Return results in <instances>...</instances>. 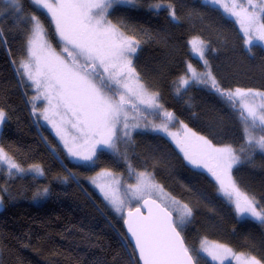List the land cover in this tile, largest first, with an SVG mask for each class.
<instances>
[{
	"label": "trees",
	"instance_id": "trees-1",
	"mask_svg": "<svg viewBox=\"0 0 264 264\" xmlns=\"http://www.w3.org/2000/svg\"><path fill=\"white\" fill-rule=\"evenodd\" d=\"M154 3L171 4L178 19H171L167 7L151 9ZM21 4L24 14L40 18L57 45L49 17L31 0H21ZM109 17L141 41L134 67L145 85L159 93L167 111L216 146L239 148L245 144L238 112L210 85L191 84L179 95L175 87L188 64L204 69L189 44L192 37L201 36L207 45L206 59L222 88L264 91L261 45L247 48L237 23L203 0H138L136 6H114ZM26 38L12 34V29L5 40L0 38V109L6 112L0 147L21 167L39 165L44 174L21 175L8 189L10 179L0 165L4 202L0 264H139L123 220H114L102 197L77 177L103 169L127 174L128 163L135 170L152 172L173 197L192 209V218L182 232L187 245L199 248L208 239L235 252L250 253L264 264V223L240 219L218 193L215 178L206 169L189 164L167 135L135 132L131 142L119 146L127 160L103 149L93 166L72 161L67 149L32 111V96L37 91L16 68L27 55ZM174 125L181 127L178 122ZM238 154L244 162L233 167L232 175L259 207L264 206V152L256 150L250 160L245 159L247 153ZM38 196L43 198L41 202L35 201ZM197 264L205 261L197 258Z\"/></svg>",
	"mask_w": 264,
	"mask_h": 264
},
{
	"label": "snow or ice",
	"instance_id": "snow-or-ice-1",
	"mask_svg": "<svg viewBox=\"0 0 264 264\" xmlns=\"http://www.w3.org/2000/svg\"><path fill=\"white\" fill-rule=\"evenodd\" d=\"M5 2L13 11L22 14L21 0ZM31 2L38 11L50 17L61 42V51L67 58L49 43L47 29L40 18L30 15L27 58L19 61L18 71L22 69L21 75L26 76L40 93L33 100L46 102L41 115L56 129L69 156L92 161L98 148H106L124 155L127 160L119 146L122 141L125 144L131 142V132L142 126L135 116L130 118V112L143 113L144 109H150L149 115L162 116L163 119L159 124L145 123L143 127L168 134L189 164L206 169L218 183V192L233 205L239 217H251L264 223V206L258 210L255 197L243 191L232 175L233 167L244 162L238 153H247L245 159L250 160L256 150L264 152V91L222 88L205 58V42L199 37L189 41L193 56L202 61L205 70L199 72L188 64L186 74L176 82V94L179 95L190 83L210 85L241 119L245 144L239 148L231 144L216 146L167 111L159 102V93L151 91L133 67L132 61L141 41L126 34V26L113 23L109 12L114 5H135L137 0ZM210 3L217 5L239 25L246 47L264 46V0H210ZM152 7L165 6L155 4ZM167 8L171 19L177 20L172 5ZM5 119L6 113L0 109V124ZM176 122L181 124V133L169 131V126ZM0 165L7 166L9 175L13 174V169L18 174H44L39 165L28 169L21 167L2 147ZM128 167L135 177L134 184H121L120 178L108 170L99 173L103 183H97L96 179L92 183L116 213L126 211L124 223L134 239L142 264H197V258L207 264L206 257L212 262L219 261V264H224L226 259L235 261V264H262L250 253H236L223 244L202 240L199 248L187 245L182 232L192 218V209L164 193L152 172H136L130 163ZM43 191L47 194L48 190ZM156 193L163 195L153 199ZM134 200L140 202L139 206H133ZM141 208L147 209V215Z\"/></svg>",
	"mask_w": 264,
	"mask_h": 264
},
{
	"label": "rangeland",
	"instance_id": "rangeland-1",
	"mask_svg": "<svg viewBox=\"0 0 264 264\" xmlns=\"http://www.w3.org/2000/svg\"><path fill=\"white\" fill-rule=\"evenodd\" d=\"M205 3H208L218 9H220L217 5H214L212 3H210V0H203ZM138 4V0L135 4V6ZM155 4H162L164 5L165 7H167V5L169 4H166V3H154L152 5H155ZM117 5H124V6H134L132 4H128V3H119ZM152 5L150 6L151 9H154V10H159V9H163L165 7H161L159 9H155L152 7ZM116 6V5H114ZM114 8V7H113ZM112 10V9H111ZM110 10V11H111ZM221 10V9H220ZM222 11V10H221ZM223 12V11H222ZM0 13H3L4 15H0V29L3 30V35L0 36V38H2L3 40H5L7 38V35L9 34L10 30L12 29V34H16V33H19V34H24L25 37L28 38V35H30V28H31V24L29 23V20H28V17L30 16H27L26 14L23 13L22 11V14L21 13H16L15 11L12 10V6L11 5H7L5 0H0ZM110 13V12H109ZM224 13V12H223ZM225 14V13H224ZM226 15V14H225ZM228 16V15H226ZM229 18L233 19L231 16H228ZM110 18V17H109ZM50 19V17H49ZM234 20V19H233ZM51 21V19H50ZM43 23V22H42ZM52 23V22H51ZM115 23V22H113ZM44 24V23H43ZM238 25V24H237ZM45 26V25H44ZM52 26H53V29H54V25L52 23ZM125 26V25H124ZM239 27V25H238ZM46 28V27H45ZM126 28V27H125ZM127 29V28H126ZM126 32V31H125ZM54 33H55V29H54ZM242 33V32H241ZM127 34V33H126ZM56 35V33H55ZM129 35V34H128ZM131 35V34H130ZM134 35V34H133ZM194 37H199L201 40L204 41V39L201 37V36H194ZM192 37L191 40L194 38ZM26 38V39H27ZM56 38H57V45L53 43V41L50 39L49 37V33H48V30H47V39L49 41V43L52 45V47L56 50V52L60 53L61 55H64L66 58H67V55L65 53H63L61 51V42L58 40V37L56 35ZM136 38V37H135ZM137 39V38H136ZM205 42V41H204ZM206 44V43H205ZM260 45V44H259ZM264 48V46H262ZM248 48V47H247ZM207 50V48H206ZM206 50H205V58H206ZM137 53V52H136ZM136 55V54H135ZM135 57V56H134ZM27 58V55L25 57V59ZM134 63V58H133V61H132V64ZM16 68L19 69V63L17 62L16 63ZM133 67H134V64H133ZM135 68V67H134ZM195 68V67H194ZM197 71L199 72H203L205 69L203 70H198L197 68H195ZM20 71V74L21 72L23 71L22 69L19 70ZM213 74V72H212ZM185 75V74H184ZM183 75V76H184ZM214 76V74H213ZM23 79L32 84L31 81H29L27 79L26 76H22ZM179 80V79H178ZM178 82V81H177ZM191 84H195V83H190L189 85ZM33 85V84H32ZM30 86L32 87V89H34V85L33 86ZM188 85V86H189ZM176 87H177V84H176ZM176 87H175V91H176ZM188 88V87H187ZM187 88H184L182 89V91L180 92V94L186 90ZM36 89V88H35ZM256 90V89H254ZM37 91V90H36ZM258 91H261V90H258ZM263 91V90H262ZM40 95V93H38L37 91V94L32 96V101H33V104H35V112L33 111V104H32V111L35 115V117L37 118V120L39 122H41L43 125H45L46 127H48L52 132L53 134L56 136L57 140L60 142V144L62 146H64V143L63 141L60 139V136L57 135V131L56 129L52 126V124H50L48 121H45L41 115L42 111L44 110V108L46 107V102L43 100V99H37V100H33V97H36ZM31 100V99H30ZM43 101V102H41ZM31 102V101H30ZM160 102V101H159ZM40 104V105H39ZM142 107V106H141ZM151 110L150 109H144L143 110V113H136V112H130V118L132 116H135L136 117V121L139 122L142 126L140 128H137L135 130H133L131 132V137L132 135L135 133V132H138V131H143V132H152V133H158V134H162V135H167L169 138H171L168 134L164 133V132H159V131H154L152 130L151 127H148V128H145L143 127V125L145 123H155V124H159L161 122V120L163 119L162 116H155V115H149L148 113H150ZM6 113V112H5ZM6 120V119H5ZM5 122V121H4ZM130 122H131V119H130ZM4 124V123H3ZM3 124H0V131H1V128L3 126ZM175 124V123H174ZM170 125L169 126V131L170 132H176V133H181L182 132V129L181 127L178 125ZM172 139V138H171ZM173 140V139H172ZM122 144H125L123 141H122ZM65 147V146H64ZM66 148V147H65ZM128 148V147H126ZM67 149V148H66ZM106 148H104L105 150ZM103 150L101 148H98L97 151H96V155L93 157V160L92 161H85V160H82V159H79V158H75V157H71L70 159L72 161H77L79 162L82 166L84 167H90V166H93L94 165V162L95 160L97 159V156H98V153ZM106 150H109V149H106ZM111 152H113L112 150H109ZM129 164V163H128ZM2 167H4L6 170H7V166L6 165H1ZM25 169H28V168H25ZM105 170H108L110 172H112L114 175L118 176L121 180V184H134L136 181H135V177L134 175H132V170L128 167V173L127 174H124V173H117V172H114L113 170H110V169H103L101 171H98V172H95V173H91V174H88V175H77V177L79 178H82L92 189H94L101 197L102 199L104 200L110 214L114 217V220H119V219H122L124 220V213L123 214H118L114 211V209L108 204V202L104 199L103 197V194L100 192V190L96 187L95 184L92 183V180L93 179H96L97 183H103V178L99 176V173L105 171ZM13 174L12 175H9V172L7 171V174H8V178L10 179L9 180V184H8V189L9 187H11L12 185V182H14L15 180L18 179V177H21V175H26V174H33V175H36L38 177H41L42 175H38L34 172H25V173H21V174H18L16 173L15 169L12 170ZM136 172H141L140 170H136ZM156 180V183H158L159 185L162 186L163 190H164V193L166 194H170L165 188L164 186L155 178ZM238 184V183H237ZM239 185V184H238ZM239 187L245 191L241 185H239ZM7 188L4 189V191H6ZM246 192V191H245ZM219 193V192H218ZM247 193V192H246ZM220 194V193H219ZM160 195H163L162 193H156L153 195L152 198L154 199H157L158 196ZM221 196H223L222 194H220ZM171 197H173L171 194H170ZM224 197V196H223ZM175 198V197H174ZM225 198V197H224ZM176 200H178L177 198H175ZM226 199V198H225ZM43 200L42 197L38 196L36 197L35 201L37 202H41ZM227 200V199H226ZM159 201V200H158ZM180 201V200H178ZM228 201V200H227ZM257 201V200H256ZM181 202V201H180ZM229 202V201H228ZM139 203L138 201H132V204L133 206H139ZM230 203V202H229ZM3 196L2 194L0 193V210L2 209L3 207ZM181 204H184L181 202ZM231 204V203H230ZM232 205V204H231ZM233 206V205H232ZM234 208V207H233ZM258 210H259V206H258ZM126 212V211H125ZM173 215L176 216V213L173 212ZM238 216V215H237ZM239 217V216H238ZM240 219H244V218H251V217H239ZM251 219H254V218H251ZM255 220V219H254ZM204 240H207L210 244H220L218 242H215V241H212V240H208V239H204ZM234 251V250H233ZM235 252V251H234ZM238 253V252H236ZM202 255H205L206 254H203ZM206 259H208L212 264H219V261H216V262H212L211 261V258L210 257H206ZM224 264H235V261H231L229 259H226Z\"/></svg>",
	"mask_w": 264,
	"mask_h": 264
},
{
	"label": "water",
	"instance_id": "water-1",
	"mask_svg": "<svg viewBox=\"0 0 264 264\" xmlns=\"http://www.w3.org/2000/svg\"><path fill=\"white\" fill-rule=\"evenodd\" d=\"M154 199V198H153ZM159 202V201H158ZM141 211L145 214V215H147V209L146 208H141ZM126 216H127V213L125 212L124 213V219H126ZM174 216V215H173ZM175 217V216H174ZM123 226H124V230H125V233H126V236H127V239H128V241L130 242V244L132 245V247L134 248V251H135V253H136V257H137V260H138V262H139V264H142V261H140L139 259H138V252H137V250L135 249V247H134V239L131 237V234L130 233H128V231H127V226H126V224L124 223V220H123ZM186 243V242H185Z\"/></svg>",
	"mask_w": 264,
	"mask_h": 264
},
{
	"label": "flooded vegetation",
	"instance_id": "flooded-vegetation-1",
	"mask_svg": "<svg viewBox=\"0 0 264 264\" xmlns=\"http://www.w3.org/2000/svg\"><path fill=\"white\" fill-rule=\"evenodd\" d=\"M172 140V139H171ZM172 142L176 145V143H175V141L174 140H172ZM179 148V147H178Z\"/></svg>",
	"mask_w": 264,
	"mask_h": 264
}]
</instances>
